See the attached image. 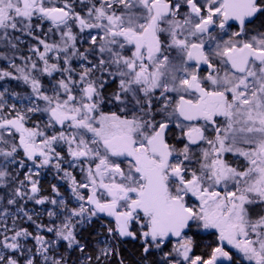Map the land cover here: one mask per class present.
Returning a JSON list of instances; mask_svg holds the SVG:
<instances>
[{
    "label": "snow or ice",
    "instance_id": "obj_1",
    "mask_svg": "<svg viewBox=\"0 0 264 264\" xmlns=\"http://www.w3.org/2000/svg\"><path fill=\"white\" fill-rule=\"evenodd\" d=\"M0 264H264V0H0Z\"/></svg>",
    "mask_w": 264,
    "mask_h": 264
}]
</instances>
